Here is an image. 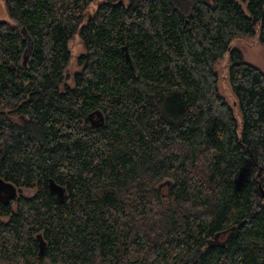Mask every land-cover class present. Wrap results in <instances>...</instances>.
Listing matches in <instances>:
<instances>
[{"label": "trees", "instance_id": "1", "mask_svg": "<svg viewBox=\"0 0 264 264\" xmlns=\"http://www.w3.org/2000/svg\"><path fill=\"white\" fill-rule=\"evenodd\" d=\"M3 1L0 178L37 192L0 199V264H264V70L232 46L264 0Z\"/></svg>", "mask_w": 264, "mask_h": 264}, {"label": "rangeland", "instance_id": "2", "mask_svg": "<svg viewBox=\"0 0 264 264\" xmlns=\"http://www.w3.org/2000/svg\"><path fill=\"white\" fill-rule=\"evenodd\" d=\"M101 1L102 0H95L89 6L88 10L86 11V14L90 15L95 13ZM122 1L127 4L129 3L130 0H122ZM177 2L180 5V0H177ZM244 8L246 9V5H244ZM0 21H11L7 5L3 0H0ZM69 46L72 52V58L69 62L66 71V76H67L66 84H68L69 86H73L74 73L80 69V66L78 65V57L85 51V47L79 34H76L74 36V38L70 41ZM232 46L241 48L245 55V58L248 61L255 63L264 70V46L260 42L259 32H257V34L252 37L236 38L233 41ZM230 65H231L230 54L229 52H227L223 56V58L218 60L216 64V70L218 71L219 74V88L223 96H225L227 101L234 108L236 117L238 118V121L241 123L242 113L239 108L238 99L235 96L230 84V75H229ZM14 119L17 122L21 121L19 115H15ZM18 192H19V198L21 197L29 198L32 197L37 192V188L19 187ZM17 200L13 202L14 206H16ZM8 220L9 219L7 217L0 216V224L3 222H7ZM222 239H224V237Z\"/></svg>", "mask_w": 264, "mask_h": 264}, {"label": "water", "instance_id": "3", "mask_svg": "<svg viewBox=\"0 0 264 264\" xmlns=\"http://www.w3.org/2000/svg\"><path fill=\"white\" fill-rule=\"evenodd\" d=\"M22 33L24 34V36L29 37L28 31L26 30L25 27L22 29ZM32 50H33V43L32 41H30V45L25 53V58H24L26 62L28 61ZM50 188L52 192L58 194L60 199L65 200L67 198L66 188L64 186L58 185L56 181L53 179H51L50 181ZM18 196H19L18 187L14 183L7 181L3 178H0V199L6 201V203H9L10 201L16 199ZM39 246H40L39 256L41 257L44 254L47 246L46 241L42 237H40Z\"/></svg>", "mask_w": 264, "mask_h": 264}, {"label": "flooded vegetation", "instance_id": "4", "mask_svg": "<svg viewBox=\"0 0 264 264\" xmlns=\"http://www.w3.org/2000/svg\"><path fill=\"white\" fill-rule=\"evenodd\" d=\"M37 237H38V239H39V243H40V237H42L43 238V236L41 235V234H39V235H37ZM39 248H40V246H39ZM46 250V249H45ZM40 252V251H39Z\"/></svg>", "mask_w": 264, "mask_h": 264}]
</instances>
